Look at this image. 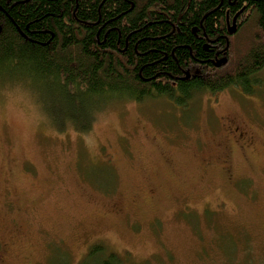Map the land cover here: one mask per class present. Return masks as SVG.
Wrapping results in <instances>:
<instances>
[{
  "label": "rangeland",
  "instance_id": "rangeland-1",
  "mask_svg": "<svg viewBox=\"0 0 264 264\" xmlns=\"http://www.w3.org/2000/svg\"><path fill=\"white\" fill-rule=\"evenodd\" d=\"M258 78L186 107L113 99L87 131L59 129L29 87L0 83L8 262L79 264L100 244L130 264H264V67ZM228 118L251 143L225 132Z\"/></svg>",
  "mask_w": 264,
  "mask_h": 264
},
{
  "label": "trees",
  "instance_id": "trees-1",
  "mask_svg": "<svg viewBox=\"0 0 264 264\" xmlns=\"http://www.w3.org/2000/svg\"><path fill=\"white\" fill-rule=\"evenodd\" d=\"M227 12L245 18L237 59ZM263 67L264 0H0V83L29 87L59 129L89 130L113 99L250 93ZM130 263L100 244L79 262Z\"/></svg>",
  "mask_w": 264,
  "mask_h": 264
},
{
  "label": "flooded vegetation",
  "instance_id": "flooded-vegetation-1",
  "mask_svg": "<svg viewBox=\"0 0 264 264\" xmlns=\"http://www.w3.org/2000/svg\"><path fill=\"white\" fill-rule=\"evenodd\" d=\"M242 12V11H241ZM238 13L235 16H233V19L230 18L229 13H226V25H227V30L230 31V26L233 24L234 20L236 19L237 23V29H238V24H240L239 20L240 19H245L244 15L242 13ZM232 20V21H231ZM238 31V30H237ZM231 34V33H230ZM231 42V40H228ZM229 45V44H228ZM216 49V54L214 56V60H216V63L218 64V60L224 59L225 61V56H222L219 58L220 54L222 51H224L222 48L220 50L218 49L219 46L217 44L214 45ZM236 122L233 121L232 119H227L226 123L223 125V128L226 130L225 132L239 145H243L246 143H251L252 141V136L250 135L248 129L238 126L235 124ZM240 130V131H239ZM2 234L3 237H2ZM0 237L3 239V242H0V263L3 264H12L8 262L9 256L12 249L13 241H14V233L11 230L10 227L6 225L5 219L0 215Z\"/></svg>",
  "mask_w": 264,
  "mask_h": 264
},
{
  "label": "water",
  "instance_id": "water-1",
  "mask_svg": "<svg viewBox=\"0 0 264 264\" xmlns=\"http://www.w3.org/2000/svg\"><path fill=\"white\" fill-rule=\"evenodd\" d=\"M230 31L229 33L234 34L235 32H237V23H236V19L234 20L233 24L230 26ZM224 62V59H220V61L218 62V66L220 67ZM188 76V75H187Z\"/></svg>",
  "mask_w": 264,
  "mask_h": 264
}]
</instances>
